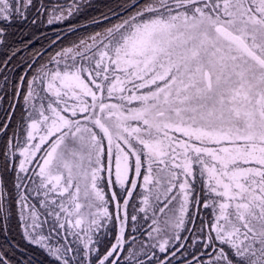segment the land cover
<instances>
[{"label": "snow or ice", "instance_id": "1", "mask_svg": "<svg viewBox=\"0 0 264 264\" xmlns=\"http://www.w3.org/2000/svg\"><path fill=\"white\" fill-rule=\"evenodd\" d=\"M119 7L45 55L10 39L43 6L0 0V135L21 109L0 146V264H38L13 218L51 264H264V0Z\"/></svg>", "mask_w": 264, "mask_h": 264}, {"label": "trees", "instance_id": "2", "mask_svg": "<svg viewBox=\"0 0 264 264\" xmlns=\"http://www.w3.org/2000/svg\"><path fill=\"white\" fill-rule=\"evenodd\" d=\"M124 0H34V3L37 7L43 6L45 11L38 16L39 22L38 27L35 29L32 28L28 30L26 24L29 22V18L22 25H13L11 30L12 36L10 39L16 44L26 43L28 40H33L32 48L41 49L42 51L47 49L45 55L48 52H53L54 49L66 45L71 40H77L79 37H82L87 34L98 31L105 25H108L109 22H113L116 16L112 15V12L120 14L123 12V9L119 7ZM69 9L72 10V15H68ZM59 10H64L67 18L63 21H57L49 25L47 20L49 18L46 15H63L59 13ZM111 10V11H110ZM34 15H36V10H31ZM59 14H58V13ZM108 15L109 20H104L103 16ZM33 16V15H32ZM37 16V15H36ZM96 19L100 21L98 24H93L91 21ZM57 35H60L61 40L57 45L51 49H48L47 46L51 40H54ZM38 37V39H34ZM42 46H44L42 48ZM22 64V62H20ZM11 71H9L8 78L10 82H16L19 75L23 74L25 69L18 66L17 62L14 61L12 65L9 66ZM3 77H0V86L2 84ZM4 88V86H3ZM11 90V83L8 86V91ZM0 98L2 107H0V125L7 119L6 112L10 111L8 109L9 100L5 96V91H0ZM13 103L16 101L13 100ZM19 107L16 109L15 116L12 118L11 127L8 129V135H0V146H2L8 139L9 134L12 132L14 125L16 124L18 116ZM7 239L13 243L19 242L25 249H28L27 255H32L38 264H51L50 259L45 256L43 253L38 250L30 247L20 237V228L18 226V221L16 218H13L9 222V233ZM4 235L0 234V243H3ZM19 256V253H17Z\"/></svg>", "mask_w": 264, "mask_h": 264}, {"label": "rangeland", "instance_id": "3", "mask_svg": "<svg viewBox=\"0 0 264 264\" xmlns=\"http://www.w3.org/2000/svg\"><path fill=\"white\" fill-rule=\"evenodd\" d=\"M32 10V9H31ZM65 13V11L64 10H59V13ZM58 13V12H57ZM58 13V14H59ZM120 14H124L123 12H121ZM33 15V16H32ZM63 15H65L66 16V13L65 14H63ZM48 16H50V15H46V17L48 18ZM67 17V16H66ZM32 19H36L37 20V23L35 24V25H33V24H31V20ZM116 19H117V17H115V19H114V21L112 22V23H115L116 22ZM38 22H39V17L38 16H36V15H34V13H32V11H30V14H29V22H28V24H26L27 25V27H28V30H30V29H32V28H34L35 29V27L37 28L38 27ZM25 23V21L24 22H22V23H16V24H14V25H22V24H24ZM57 23V22H56ZM105 26H107V25H105ZM105 26H103L102 28H100L98 31H101ZM13 28V27H12ZM12 29H10V31H11ZM88 35H90V34H87V35H84V36H82V37H79L77 40H71L69 43H67L66 45H64V46H71V44L73 43V42H78V40L80 39V38H85V37H87ZM58 48H56V49H54V51H56ZM53 51V52H54ZM3 80H2V84H1V86H0V89H3ZM1 92H2V90H0ZM0 107H2V103H1V99H0ZM20 117H21V109L19 108V111H18V116H17V120H16V124L14 125V128H13V130L14 129H16L17 128V123H18V121L20 120ZM13 130H12V132H13ZM12 132L9 134V136H11L12 135ZM21 139H23V137L21 136ZM33 167H34V165H33ZM210 209L209 210H204V209H200V214L202 215V216H204V218L205 219H208V217L210 216ZM44 219V217L43 216H41V220H43ZM199 223H200V221H199V219L196 221V224H197V226H199ZM45 232H47V226H45ZM33 248V247H32ZM34 249H36V248H34ZM36 250H38V249H36ZM39 251V250H38ZM40 252V251H39ZM42 253V252H41Z\"/></svg>", "mask_w": 264, "mask_h": 264}]
</instances>
